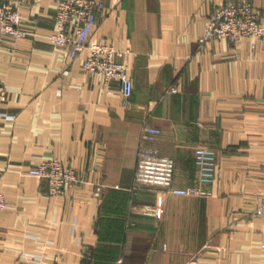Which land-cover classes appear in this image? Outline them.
<instances>
[{"label": "crops", "instance_id": "obj_1", "mask_svg": "<svg viewBox=\"0 0 264 264\" xmlns=\"http://www.w3.org/2000/svg\"><path fill=\"white\" fill-rule=\"evenodd\" d=\"M2 1L33 36L0 39V264H264V42L201 43L226 0H104L91 39L126 52L127 103L84 70L88 50L71 59L51 42L57 0ZM146 125L163 133L146 143ZM141 144L205 194L133 189ZM199 148L215 152L211 181ZM51 158L78 171L64 195L28 173Z\"/></svg>", "mask_w": 264, "mask_h": 264}, {"label": "built area", "instance_id": "obj_2", "mask_svg": "<svg viewBox=\"0 0 264 264\" xmlns=\"http://www.w3.org/2000/svg\"><path fill=\"white\" fill-rule=\"evenodd\" d=\"M56 31L50 36L55 46L69 50L75 59L84 50L88 55L83 63L84 70L92 75H100L106 84L117 82L124 102L127 103L134 92V80L129 65L122 61L125 51L117 50L112 44L92 41V33L97 25L98 14L107 8L104 0H57ZM33 36L30 29L23 27V19L15 3L0 0V39H25ZM245 37H254L264 42V22L261 13L253 6L252 0H226L216 11L201 43L212 39H227L233 44ZM177 92L175 88L171 90ZM10 87L0 82V108L8 100ZM163 131L146 125L143 139L154 142ZM196 162L201 170L202 180L211 181L216 155L213 150L199 148L195 152ZM175 161L162 156L157 150L141 144L137 155L133 189L150 185L162 187L169 193L182 196L204 195L205 191L196 187L179 188L175 186ZM29 175L46 182L51 194L64 195L80 183L76 168L65 166L59 159L51 158L28 171ZM100 195V189L97 192ZM9 208L4 194L0 193V212ZM164 213L162 201L156 215ZM264 216V204L257 210Z\"/></svg>", "mask_w": 264, "mask_h": 264}]
</instances>
